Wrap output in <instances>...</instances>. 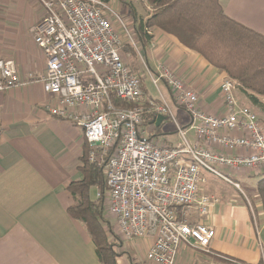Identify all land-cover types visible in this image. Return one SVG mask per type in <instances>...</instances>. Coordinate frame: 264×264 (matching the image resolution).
Here are the masks:
<instances>
[{"label":"built area","instance_id":"obj_1","mask_svg":"<svg viewBox=\"0 0 264 264\" xmlns=\"http://www.w3.org/2000/svg\"><path fill=\"white\" fill-rule=\"evenodd\" d=\"M39 1L44 17L30 33L47 64L43 90L56 99L47 111L81 128L89 162L105 165L109 216L121 239H153L147 252L152 264H177L183 247L209 253L216 229L192 220L193 211L199 217L210 213L212 199L204 192L207 180L202 172L241 191L225 171L264 167V126L252 109L238 103L237 83L223 82L227 114L212 116L199 107L197 93L171 69L160 66L154 74L146 66L160 93L159 101L147 100L141 77L120 57L126 45L139 52V43L114 2ZM160 81L169 87L174 103L197 123L203 144L187 142L159 89ZM21 84L16 61L0 59V93ZM115 100L134 107L118 106ZM146 114L172 119L183 146L171 147L147 137Z\"/></svg>","mask_w":264,"mask_h":264},{"label":"crops","instance_id":"obj_2","mask_svg":"<svg viewBox=\"0 0 264 264\" xmlns=\"http://www.w3.org/2000/svg\"><path fill=\"white\" fill-rule=\"evenodd\" d=\"M220 2L230 18L264 35V0ZM43 17L39 0H0V59L15 60L22 81L20 86L0 93V264H101L85 226L69 214L74 201L68 188L82 181L89 147L81 128L47 111L56 99L43 90L41 79L47 64L30 33ZM150 35L151 43L141 47L143 54L139 56L144 65L156 74L160 66L171 69L197 93L204 112L225 116L221 86L227 75L175 37L159 29H152ZM167 89L164 97L187 142L203 144L197 136V123L174 103ZM144 95L152 99L145 88ZM235 96L241 106L257 114L264 126V98L261 106H255L240 90ZM158 118L146 114L143 128L148 126L150 135L166 145L183 146L181 134L180 141L163 132L168 118L160 122ZM225 173L245 187L247 177L262 178L256 193L248 189L252 196L242 187L243 192L209 178L204 192L212 199L210 213L199 217L193 211L192 220L215 228L216 238L209 253L181 248L177 264H214L221 257L264 264V213L257 194L264 167ZM136 242L125 243L138 252L144 248L146 254L153 245V239ZM141 260L147 261L145 257ZM118 264L128 263L121 259Z\"/></svg>","mask_w":264,"mask_h":264},{"label":"trees","instance_id":"obj_3","mask_svg":"<svg viewBox=\"0 0 264 264\" xmlns=\"http://www.w3.org/2000/svg\"><path fill=\"white\" fill-rule=\"evenodd\" d=\"M112 3L115 0H101ZM152 10L147 22L137 20L134 14V35L141 47H147L152 29L173 36L191 51L202 56L212 67L237 83L255 106L264 98V35L230 18L220 0H144ZM131 5V4H130ZM132 6V5H131ZM124 49V48H123ZM129 50L132 48L128 47ZM143 82V79L141 78ZM153 100V99H152ZM156 101V100H155ZM116 105L133 108L134 105L115 100ZM251 109V108H250ZM83 179L72 183L68 190L74 204L69 214L83 224L96 246L101 264H118L123 240L106 219L107 177L105 165L84 160ZM101 188L98 201H91V188ZM257 194L264 213V179L257 186ZM214 264H245L221 257Z\"/></svg>","mask_w":264,"mask_h":264},{"label":"rangeland","instance_id":"obj_4","mask_svg":"<svg viewBox=\"0 0 264 264\" xmlns=\"http://www.w3.org/2000/svg\"><path fill=\"white\" fill-rule=\"evenodd\" d=\"M41 4V1H40ZM114 7L117 8V12L122 16L127 28L130 29V27H132V29H134L135 27V22H134V14L137 16V20H143L144 22H147L148 18L150 17V15L152 14V10L149 8V6H147L145 4V2H143V0H115L114 1ZM132 6H131V5ZM42 5V4H41ZM43 8V7H42ZM131 30V29H130ZM124 34V33H123ZM125 44H128V42L126 41ZM128 45L124 46V49H122L119 54L120 57L122 58L124 64L128 67V65L131 67L132 70H135V72L143 79V85L145 90L147 91L148 96H151L153 100H160V93L158 91V89L155 87L149 73L146 70V66L144 65L142 59L139 57L140 54L142 53V49H141V45L139 44V52L136 51L135 49H128ZM130 48V47H129ZM129 50V51H128ZM141 52V53H140ZM143 54V53H142ZM157 72H154V74H156ZM159 89L162 92V94L164 96L167 97L168 94V89L167 86L164 84L163 81H160L159 84ZM173 110V109H172ZM147 131L146 136L150 137V132L149 131V127H144ZM176 124L172 119H168V121H166V123L164 124V126L162 127L163 132L165 134H170V137L175 136L176 139H180L181 141V137H180V133L177 131L176 129ZM89 155V154H88ZM202 177L205 178L208 182L209 178L211 177H215L209 173H205L202 172ZM217 177H215L216 179ZM233 182L238 183L239 180L237 179V181L230 177ZM262 177H247V187H245L242 183H240V187H242V189L245 191L246 194L251 195V192L248 189L251 190H255L254 192L256 193V185L257 182L261 179ZM218 179V178H217ZM218 181H223V180H218ZM225 185H228L226 182H222ZM238 183V184H239ZM241 189V192H243V190ZM98 192H102L101 188L97 189L96 187L91 188L90 190V199L91 201H98L99 197H98ZM244 193V194H245ZM109 206H108V202L106 201V208H105V213H109ZM106 219L110 220L113 224V229H115V231H117V224L115 223L114 219L110 216L106 215ZM123 242V246L120 248H117V252L120 254V256L118 257V260H125L127 261L128 264H149L150 262L147 260V254H146V250L143 248L141 249V252H138V249L136 248H130L128 247L126 243H137L136 241L133 242ZM146 258L147 261H142L141 259ZM149 262V263H148Z\"/></svg>","mask_w":264,"mask_h":264},{"label":"water","instance_id":"obj_5","mask_svg":"<svg viewBox=\"0 0 264 264\" xmlns=\"http://www.w3.org/2000/svg\"><path fill=\"white\" fill-rule=\"evenodd\" d=\"M162 119H163V117L160 116V117L158 118L159 122H160ZM159 122H158L157 125H159Z\"/></svg>","mask_w":264,"mask_h":264}]
</instances>
